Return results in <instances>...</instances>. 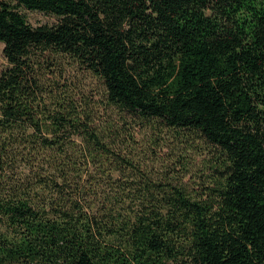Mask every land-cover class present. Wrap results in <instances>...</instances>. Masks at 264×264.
Listing matches in <instances>:
<instances>
[{"label":"trees","instance_id":"16d2710c","mask_svg":"<svg viewBox=\"0 0 264 264\" xmlns=\"http://www.w3.org/2000/svg\"><path fill=\"white\" fill-rule=\"evenodd\" d=\"M0 43V264H264V0H0Z\"/></svg>","mask_w":264,"mask_h":264},{"label":"rangeland","instance_id":"374dc122","mask_svg":"<svg viewBox=\"0 0 264 264\" xmlns=\"http://www.w3.org/2000/svg\"><path fill=\"white\" fill-rule=\"evenodd\" d=\"M25 15L32 25L51 21L49 16L39 12L25 11ZM4 63L5 61L2 56V43H0V70ZM75 81L80 85L84 83L88 87L87 89L94 86L96 90L99 91V94L102 91L101 85L96 83V78L87 72H83L82 74L76 73ZM111 115L117 116L116 111H112ZM135 136L140 142L139 144H141V147H139V145L135 146L136 148L134 147L135 155H133V157L145 162L147 169H149L155 177H159L162 171L165 172L168 170L170 173H174L173 175L176 174L179 176L181 182L186 184L189 188L197 187V184L201 186L205 182L208 183L206 175L207 170L210 169L201 164V158H199L198 155L192 152L189 153L193 154V158L182 167L178 164L179 162H177L178 160L183 161L179 154V152H185L182 148L179 147L175 150V145H160L158 147L152 146L154 148H150L151 144L149 141L147 142L144 128L138 130Z\"/></svg>","mask_w":264,"mask_h":264}]
</instances>
